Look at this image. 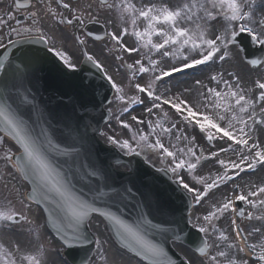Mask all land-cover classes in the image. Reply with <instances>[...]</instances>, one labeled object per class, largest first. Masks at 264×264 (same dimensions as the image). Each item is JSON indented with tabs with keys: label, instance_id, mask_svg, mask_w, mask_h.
I'll return each instance as SVG.
<instances>
[{
	"label": "snow or ice",
	"instance_id": "obj_1",
	"mask_svg": "<svg viewBox=\"0 0 264 264\" xmlns=\"http://www.w3.org/2000/svg\"><path fill=\"white\" fill-rule=\"evenodd\" d=\"M88 25L103 34L82 36ZM58 31L71 32L114 90L104 99L123 132L93 127L87 112L73 123L38 102L45 65L61 75L75 68ZM85 36L107 41L124 79L89 53ZM60 100L64 109L74 103ZM89 129L124 156L155 157L156 171L189 196L180 219L202 234L191 255L170 254L169 242L184 240L183 229L165 226L175 221L155 222L147 198L112 183L114 167L93 157ZM94 220L108 238L90 233ZM53 252H84L83 264H264V0L0 7V264H53Z\"/></svg>",
	"mask_w": 264,
	"mask_h": 264
},
{
	"label": "rangeland",
	"instance_id": "obj_2",
	"mask_svg": "<svg viewBox=\"0 0 264 264\" xmlns=\"http://www.w3.org/2000/svg\"><path fill=\"white\" fill-rule=\"evenodd\" d=\"M65 39L66 38H64L63 40L61 38H58V40L60 41V43L63 44V47H65L64 46ZM70 49H71V52H68L69 55L73 56V58L76 57V59H73L72 63L74 65H77V63L79 61L78 60L79 57H77L78 56V51H77L76 48H71L70 47ZM90 49L91 50L100 49L95 54L96 55V58L99 59L105 65V67H107L108 72H109V75H112L114 77V79H116L117 81H120V80L124 79V75H123V71L124 70L123 69H120L119 71H117V64H119V62H117V61H115L113 59L112 54L108 53L107 48L95 47V46L91 45L90 46ZM103 52H104V54L100 57L99 55L102 54ZM243 70L244 71H247V69H243ZM186 79H191V78H186ZM129 94H132V93L130 92ZM109 107H110V105H109ZM114 111H115V109H114ZM141 113H142V111H137V112L133 113V115H140ZM124 118L125 119H128L129 117L126 116ZM110 123L112 125V128L116 132H123L124 131L119 125L116 124L114 117H111V122ZM104 131H109L110 134H112L111 131L109 130V128L107 126L104 127ZM201 143H203V141H201ZM210 167L211 166L209 164H205L204 165V168L205 169H208ZM212 170L214 171L215 169H212ZM188 179H190V177H188ZM253 179H257V177H253ZM37 214H39V213H37ZM193 214L194 215L196 214L195 210H193ZM97 223H99V222L94 220L93 221V226L91 227L92 230L94 231V233H96L97 235H100L101 236V239L108 238L109 235H108V232L106 231V229L104 228V225L103 224H100L99 228H97L96 227V224ZM224 225L227 226V221H224ZM54 246L55 247H58V244H55ZM176 248L183 255H191V252L189 250H187L184 247H181L180 245H176ZM51 260H52L53 264H65V262L61 258L58 257V255L56 254V252L55 253L54 252L52 253Z\"/></svg>",
	"mask_w": 264,
	"mask_h": 264
},
{
	"label": "flooded vegetation",
	"instance_id": "obj_3",
	"mask_svg": "<svg viewBox=\"0 0 264 264\" xmlns=\"http://www.w3.org/2000/svg\"><path fill=\"white\" fill-rule=\"evenodd\" d=\"M7 3H8V0H4V3H3L2 5H0V7L6 9V7H7ZM83 31H84V30H81L80 34H81V33L84 34ZM64 33L71 34L70 31H65Z\"/></svg>",
	"mask_w": 264,
	"mask_h": 264
},
{
	"label": "water",
	"instance_id": "obj_4",
	"mask_svg": "<svg viewBox=\"0 0 264 264\" xmlns=\"http://www.w3.org/2000/svg\"><path fill=\"white\" fill-rule=\"evenodd\" d=\"M51 65H45L44 67H50ZM91 248H93V245H90Z\"/></svg>",
	"mask_w": 264,
	"mask_h": 264
}]
</instances>
